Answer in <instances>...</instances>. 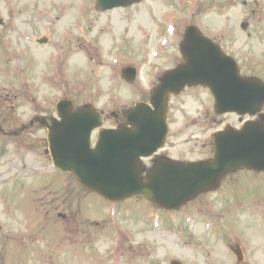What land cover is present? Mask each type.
I'll use <instances>...</instances> for the list:
<instances>
[{
  "label": "rangeland",
  "instance_id": "374dc122",
  "mask_svg": "<svg viewBox=\"0 0 264 264\" xmlns=\"http://www.w3.org/2000/svg\"><path fill=\"white\" fill-rule=\"evenodd\" d=\"M60 1V2H59ZM92 1V0H91ZM90 0H81L80 5L77 8V3L79 0H0V19L3 21L0 24V59L2 67L0 68V84L4 87L0 89V113H12L14 119L16 120L18 126L27 122L35 112H39L35 107L39 103L40 107H45L51 110L54 107L56 101L63 97H69L74 100L76 105H80L84 102H91L92 100L98 101L90 93V89L93 91V85L95 79L98 77L96 74L91 72L72 73L71 77L65 76L69 73L64 67L61 71V78L57 80L51 78L52 82L46 80V75L48 73V63L50 60L54 61V56H57L59 51H63L65 58L73 50H78L79 47H84L85 43L84 37L81 33L85 32L88 23L91 22L90 16H95L92 11ZM202 0H160V14L162 17L172 19L174 22L181 24H189L191 21V13L188 12L189 5L192 2ZM57 3H64V12L62 19L59 21L60 25L54 27L56 20H53L52 16L56 19L61 17L62 13H55ZM158 3V2H156ZM100 17V16H98ZM196 18L199 19L200 29L210 28L212 31L217 32L218 30L224 31L225 39L227 45L230 46L229 50L235 55L237 60L241 65L242 72L246 75H255L264 79V66L260 67L258 63H255L250 57L247 56L248 51L255 47V42H262L264 34V0H235L229 1L224 10L217 12L212 11V19L209 23L205 21V15L201 14ZM173 22V23H174ZM244 22L247 25L245 31L241 28V23ZM140 24V23H138ZM206 24V26H205ZM89 26V25H88ZM94 27H90V30ZM112 28L106 31H111ZM135 34L141 35L140 32L145 33L140 26H135L133 29ZM176 32V30H175ZM251 32V34H248ZM79 33V34H78ZM75 41L72 40L74 35ZM45 36L48 38V43L44 45H38L36 39ZM117 36H106L104 43L111 45V42L116 40ZM102 40V37H101ZM63 45V46H60ZM34 46L35 52L44 53V57L41 58L38 65L29 64L25 58L22 61H16L17 58L13 57L12 52L15 53L19 49H30ZM126 47L122 48L121 52L125 51ZM139 50L147 51L146 48H141ZM102 52L103 49H101ZM10 53L9 55L7 54ZM174 53L173 47L169 46L166 52L162 54L163 59L171 58V54ZM17 56V55H16ZM30 58L33 64H37L38 60L35 53L30 54ZM165 60V61H166ZM164 61V63H165ZM86 65L95 64L92 58H85ZM15 63L22 64L21 69L13 66ZM163 63V64H164ZM50 64H53L50 63ZM163 64L158 65L156 72H162ZM261 64H264L262 62ZM146 66V65H145ZM141 72L143 77L146 79L144 83H149L154 74L149 70V67H142ZM52 73V71H50ZM98 73V71H97ZM75 76L77 78H82L83 76L88 77L94 81L88 82L89 88L85 87L84 91H79ZM10 80L14 81L11 82ZM101 81V80H100ZM105 82V79L102 81ZM14 85V86H13ZM13 86L12 91L9 88ZM95 89V88H94ZM186 93V92H185ZM184 96H187L186 94ZM200 96H204L201 94ZM193 98V96H191ZM199 97V95L197 96ZM187 98V97H185ZM35 99L37 103H33L32 100ZM182 103L175 99L174 103ZM197 105H194L195 108ZM117 107H122V105L113 104L112 107L106 108L104 114L108 116L107 110H113ZM111 119L108 123H112ZM199 129H194L197 133H202L205 130L204 126L198 125ZM208 129V128H207ZM208 132L206 133V135ZM28 137V138H27ZM171 139L176 140V129L173 130L170 136ZM182 137L179 135L178 139ZM204 139V137H203ZM45 133L42 130L37 132H32L31 134H24L19 137H8L0 133V185H4L8 191H16L18 187H15V182H6L11 180L13 175L20 174L26 179V172L23 171V167L27 166L25 169H29V165H33L37 161L38 164L42 159L47 163L46 159L48 155L45 153ZM172 143V142H171ZM170 143V144H171ZM207 144V143H206ZM200 147L199 144H184L178 148L183 150L185 155L194 156H205L209 154V147L207 145ZM42 158V159H41ZM50 174H55L50 171ZM243 172L239 173L238 182L235 187L241 190V195L244 200H247L253 194L258 199L261 194L264 193V186L256 181H245L243 180ZM37 175H35V179ZM71 185V186H70ZM72 187V188H71ZM67 190L71 191L73 189L75 200H67V207L70 210L66 211L62 217H57L54 220V229L51 231V236L53 240V254L57 262L55 264H153L149 262L151 259L156 260L154 264H167L164 262V253L168 250H172L176 255H181L186 260L185 264H190L191 256L194 253L192 250L186 249L181 244L174 245L168 243L167 247L163 250L161 249L158 253L151 251L145 252V255L133 257L130 262H124L122 256L118 254L117 250L121 247L125 249L124 244L127 242H122L124 240V235L130 236V242L135 246L136 242L144 240L146 237L147 242H152L154 246L158 241V231L145 232L140 224V221L136 223V219L133 218L131 221L126 216V210L130 208V203L124 202L120 205L113 204L114 208L109 204L110 210L115 209V215H110L106 209L107 202L101 197L94 193L82 195L79 190H77L72 183L67 182ZM19 195L23 192L19 190ZM34 197L37 195L34 194ZM23 199H26L24 197ZM8 206L0 204V223H13L14 227L17 228L19 234H27L26 223L24 222L25 210L20 206L16 205L15 197L13 193H9ZM252 205L257 206V200L248 201ZM45 207L54 208L55 203H49L48 197L38 198L36 205H44ZM44 207V208H45ZM148 208L144 206L142 210ZM149 210V214H146L144 218L154 217L158 215L156 212ZM116 211V212H115ZM112 212V211H110ZM71 215V216H70ZM109 215L110 219L107 218ZM76 216L78 220L75 222L70 221L71 217ZM34 223L39 224L37 220V212H33ZM78 221V222H77ZM71 222L69 229L66 227L67 236L70 240V245L65 241V237H60V228ZM41 225V224H40ZM75 227V229L73 228ZM10 228V226H8ZM32 231L34 229L32 228ZM46 229L42 232V237L40 241L45 242L46 240ZM65 233V232H64ZM121 233V234H120ZM122 235V236H121ZM59 236L58 238H55ZM121 237V239H120ZM149 238H154L157 241H151ZM35 240V238H34ZM34 240L27 243L24 242L23 245L19 247L25 248L24 254H21V260L16 261L15 256L13 257L14 264H40L38 262V253H42L44 250L40 248L37 244L36 248L30 246L33 244ZM50 243V242H49ZM158 245V243H157ZM165 246V243L163 244ZM210 249L212 253L220 254L221 247L219 244L211 246ZM8 250L11 247L8 246ZM217 259H219L217 257ZM195 264L196 262H191ZM216 264H264V259L256 257L254 261L237 263V262H223L220 259L215 262Z\"/></svg>",
  "mask_w": 264,
  "mask_h": 264
},
{
  "label": "water",
  "instance_id": "95a60500",
  "mask_svg": "<svg viewBox=\"0 0 264 264\" xmlns=\"http://www.w3.org/2000/svg\"><path fill=\"white\" fill-rule=\"evenodd\" d=\"M208 62H212L211 57ZM214 62H216L214 60ZM207 74L223 78V83L227 86H235L232 93H220L221 100L229 103L223 107L226 109H236L245 103V96L252 90L259 88L252 82L239 80L218 65L206 66L204 68ZM259 106L264 102V97L257 98ZM142 114L134 112L131 120L135 124L136 130L132 133L134 137L132 146L138 152L150 151L145 147L143 140L136 136L150 135L149 130L139 121L134 123ZM106 140L101 139L100 144L95 150H89L85 145H62L57 141L52 143V152L55 163L63 169L72 170L79 177L80 182L92 189H95L108 198L120 199L133 194L143 188L142 183L135 178L138 177V171L129 168L125 161V155L121 151L126 139L122 133L115 134ZM264 132H260L254 137L247 139L239 138L236 134L225 133L217 139L215 159L208 163H200L191 166L180 167L182 169H167L169 173L161 175L163 171H156L149 179V182H161L162 178L170 181L171 185L183 189L210 188L223 174L238 166L245 165L254 168L264 167V139L260 137ZM128 136V135H127ZM246 140V141H245ZM177 174V175H174ZM173 175V176H171Z\"/></svg>",
  "mask_w": 264,
  "mask_h": 264
}]
</instances>
